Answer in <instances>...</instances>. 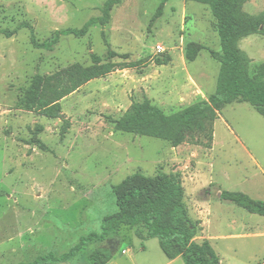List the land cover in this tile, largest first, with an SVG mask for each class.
Wrapping results in <instances>:
<instances>
[{
    "label": "rangeland",
    "instance_id": "obj_1",
    "mask_svg": "<svg viewBox=\"0 0 264 264\" xmlns=\"http://www.w3.org/2000/svg\"><path fill=\"white\" fill-rule=\"evenodd\" d=\"M105 2L0 0V32L29 24L43 43L56 32L80 29L101 17ZM160 3L123 0L108 24L93 26L83 38L61 37L51 51L34 48L29 29H19L12 38L0 34V264H30L50 254L60 257L82 237L100 233L103 219L118 210L113 188L136 173L179 174L187 207L194 210L206 198L215 204L222 191L264 201V117L248 103L225 107L215 123L212 149L191 144L174 148L168 141L115 129L112 121L134 104L148 100L173 115L216 93L221 65L210 50L221 53L222 47L210 9L170 0L151 28ZM244 11L264 16V0H247ZM191 42L206 48L193 63L185 59ZM158 46L165 52L159 54ZM239 47L250 60L251 75L258 73L264 67V35L247 37ZM111 51L129 55L128 62L164 58L168 64L119 70L89 83L62 101L60 119L17 107L36 75H51L73 64L90 66L92 55L107 60ZM37 126L44 127L39 138L48 152L29 144ZM219 201L223 208L212 207L208 228L220 260L264 264V217ZM220 209L225 212L221 218ZM108 247L115 250L114 264L166 258L157 239L142 241L127 227ZM50 264L85 260L80 255Z\"/></svg>",
    "mask_w": 264,
    "mask_h": 264
},
{
    "label": "trees",
    "instance_id": "obj_2",
    "mask_svg": "<svg viewBox=\"0 0 264 264\" xmlns=\"http://www.w3.org/2000/svg\"><path fill=\"white\" fill-rule=\"evenodd\" d=\"M122 1L106 0L101 17L92 18L80 29L56 32L50 41L43 43L38 41L31 25L22 24L19 29H29L34 48L51 51L61 37L83 38L93 26L108 24L112 10ZM169 1L161 0L151 20V28L163 17ZM183 1L207 6L215 19L222 47L221 53L210 50L211 57L221 65L216 93L208 100L173 115L165 114L146 100L142 104H134L126 115L112 123L117 131L168 141L174 148L191 144L212 149L215 123L226 106L248 103L264 117V67L251 75L250 60L239 47L240 42L247 37L264 35V16L246 13L244 6L247 0ZM19 29L5 30L0 34L12 38ZM204 50L205 46L199 43H189L185 49L186 61L195 62ZM117 58L124 62L113 61ZM91 61L90 66L73 64L51 75H36L23 90L17 107L50 120L60 119L63 117L62 101L89 83L104 79L119 70H143L152 63L157 66L168 64L164 58H156L152 63L149 59L128 62L129 55L112 51L107 60L92 55ZM68 125L66 123L62 128L63 137L68 131ZM43 132L44 127L37 126L29 144L48 152V147L39 138ZM113 192L118 210L103 219L100 233L82 237L63 256L50 254L30 264L66 263L80 255H84L85 264H109L115 250L108 246L120 239L123 227L133 230L142 241L157 239L162 252L170 260L181 257L185 264H222L209 241H195L202 228L200 222L190 217L185 188L179 174L159 173L155 177H148L136 173L114 187ZM220 200L264 217V201L255 200L245 193L222 191Z\"/></svg>",
    "mask_w": 264,
    "mask_h": 264
},
{
    "label": "crops",
    "instance_id": "obj_3",
    "mask_svg": "<svg viewBox=\"0 0 264 264\" xmlns=\"http://www.w3.org/2000/svg\"><path fill=\"white\" fill-rule=\"evenodd\" d=\"M235 104V103H234ZM191 189H195L194 185H191ZM187 200V197H186ZM220 194L218 195V200L216 201V203L214 204L212 202L211 199H203L202 201L197 202V204L199 205V207H196V210H194L193 208H188L189 210V214L190 217L197 222H200V226L202 228L201 232L199 233V235L195 238L196 242H202V241H209L211 244V240H213V238L211 237L210 231H209V225L211 222V218H212V207L214 205H219L220 206ZM221 208H223L222 206H220ZM221 213L218 214V217L221 218L225 212L223 209H220ZM235 225V224H233ZM203 235V236H202ZM206 235V236H204ZM212 246V244H211ZM213 247V246H212ZM214 249V248H213ZM215 251V250H214ZM124 254H127V252H123ZM221 263H223V261L221 260ZM109 264H114V260L112 259V261ZM128 264H185V262L183 261V259L181 257L174 259V260H170L167 257L166 258H162L160 259L158 262H152V263H147V262H142V261H137V259H133V260H129Z\"/></svg>",
    "mask_w": 264,
    "mask_h": 264
},
{
    "label": "built area",
    "instance_id": "obj_4",
    "mask_svg": "<svg viewBox=\"0 0 264 264\" xmlns=\"http://www.w3.org/2000/svg\"><path fill=\"white\" fill-rule=\"evenodd\" d=\"M157 52H158L159 54H162V53L165 52V49H164L162 46H158V47H157Z\"/></svg>",
    "mask_w": 264,
    "mask_h": 264
}]
</instances>
